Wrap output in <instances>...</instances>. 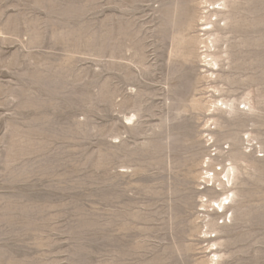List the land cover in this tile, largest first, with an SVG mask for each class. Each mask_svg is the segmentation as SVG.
Returning a JSON list of instances; mask_svg holds the SVG:
<instances>
[{
	"label": "rangeland",
	"instance_id": "rangeland-1",
	"mask_svg": "<svg viewBox=\"0 0 264 264\" xmlns=\"http://www.w3.org/2000/svg\"><path fill=\"white\" fill-rule=\"evenodd\" d=\"M204 2L0 0V264H208L206 214L264 264V0L217 10L219 71Z\"/></svg>",
	"mask_w": 264,
	"mask_h": 264
},
{
	"label": "bare ground",
	"instance_id": "bare-ground-1",
	"mask_svg": "<svg viewBox=\"0 0 264 264\" xmlns=\"http://www.w3.org/2000/svg\"><path fill=\"white\" fill-rule=\"evenodd\" d=\"M204 3L207 4L208 7H210V9L213 11V13H210L209 9H208L206 11V13L204 12L206 14V16L200 17L198 19V21H203L204 20L205 24H201V25L203 27L204 26H207V27L202 28L200 30V32L201 31L203 32L202 35L197 36L196 38L192 37V41H193L194 45H196V51H198L201 48L203 49V52H202L203 60H202V62L204 64V66L209 68V69H211L212 71H219L220 70V64H219L220 61L219 60H220L221 56L219 54L215 53V51L217 50L216 49L217 48L216 44L218 43V41L220 39H219L218 36H216V38H215V35L218 34L215 31H217L218 29H216V28H219V26H220V21L221 20H218V17L220 16V14L222 12H217V10L218 11L226 10V7H227L226 0H205ZM212 17L215 18V22L217 23V24L215 23L216 25L212 22V20H211ZM212 76H213V73L210 74L211 78H212ZM213 89H214L215 92H219L218 89H216V88H213ZM245 103L246 102H244V105H245L244 107H247L248 109L247 108L246 109L249 112H251L252 109ZM218 104H219L221 110H225L226 112L234 110L232 105L230 104L229 100L228 101H225V100L222 101V100H219V99L218 100L217 99L216 100H212L211 103L209 104L208 108L212 107L213 108V112L218 113V110H219ZM126 120H127L126 121L127 123L128 122L130 123L132 121V118L127 117ZM216 172H221V169L215 171V174H216ZM237 173H238L237 167H233V166L230 165V168H227V171L224 173V174H226L225 175V178H226V183L225 184L226 185L233 184L234 180H235V177L237 176L236 175ZM212 174H214V171L210 172V176H212ZM222 179H223V177H222ZM211 185H212V183H209L208 186H211ZM229 195H226L224 197L218 198L217 200L211 201V205L212 204L216 205L222 211L226 210L227 207H228V210H229V206L232 205V202L234 201V198H235V196L233 194H229ZM202 199L204 200V198H202ZM200 202H202V201H200ZM201 205H202V203H201ZM201 207H202V209H200V210L203 213H207L209 211H211V213H214L213 210H210L211 208L208 210V208L210 206L205 205V203ZM219 212H221V211H219ZM202 218H203V220L207 219L206 223H205V220H204L205 227L207 228V230L204 233H202V234H204V237L206 239H209V244L207 246V249L210 251V253H212V257L209 258L207 263L208 264H219L220 262H222L221 261L222 260V255H220L221 253L218 252L219 248L221 247L220 246V242H218V240H219L218 238H220L221 231L219 230V228H216L215 224L213 225V223H212V226H211L213 228L210 229V223L209 222H210L211 218H210L209 214L203 215ZM214 227H215V229H214Z\"/></svg>",
	"mask_w": 264,
	"mask_h": 264
}]
</instances>
